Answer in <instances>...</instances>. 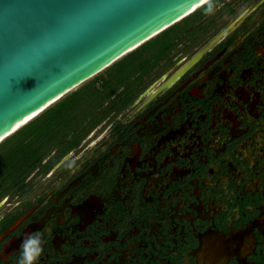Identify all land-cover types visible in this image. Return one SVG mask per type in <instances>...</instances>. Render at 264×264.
<instances>
[{
  "label": "flooded vegetation",
  "instance_id": "flooded-vegetation-1",
  "mask_svg": "<svg viewBox=\"0 0 264 264\" xmlns=\"http://www.w3.org/2000/svg\"><path fill=\"white\" fill-rule=\"evenodd\" d=\"M45 154L0 198V264L30 233L35 264H264V0L207 9Z\"/></svg>",
  "mask_w": 264,
  "mask_h": 264
},
{
  "label": "water",
  "instance_id": "water-1",
  "mask_svg": "<svg viewBox=\"0 0 264 264\" xmlns=\"http://www.w3.org/2000/svg\"><path fill=\"white\" fill-rule=\"evenodd\" d=\"M203 1L0 0V142Z\"/></svg>",
  "mask_w": 264,
  "mask_h": 264
},
{
  "label": "trees",
  "instance_id": "trees-1",
  "mask_svg": "<svg viewBox=\"0 0 264 264\" xmlns=\"http://www.w3.org/2000/svg\"><path fill=\"white\" fill-rule=\"evenodd\" d=\"M219 1L209 0L61 97L3 139L0 142V198L13 185L25 186L24 178L36 167L42 166L46 152L74 131L77 118H84L88 110L106 102L133 74L146 72L153 66V61L179 42L187 40L190 25ZM97 81L101 82L97 84ZM109 102L116 104L115 100ZM75 143V140L71 141L67 148L70 149Z\"/></svg>",
  "mask_w": 264,
  "mask_h": 264
},
{
  "label": "clouds",
  "instance_id": "clouds-1",
  "mask_svg": "<svg viewBox=\"0 0 264 264\" xmlns=\"http://www.w3.org/2000/svg\"><path fill=\"white\" fill-rule=\"evenodd\" d=\"M23 251L17 264H35L42 252V241L39 234H28L27 239L21 245Z\"/></svg>",
  "mask_w": 264,
  "mask_h": 264
},
{
  "label": "bare ground",
  "instance_id": "bare-ground-1",
  "mask_svg": "<svg viewBox=\"0 0 264 264\" xmlns=\"http://www.w3.org/2000/svg\"><path fill=\"white\" fill-rule=\"evenodd\" d=\"M204 1H207V0H204ZM203 1V2H204ZM186 66H188V64L186 65ZM184 70V69H183ZM181 71V70H180ZM51 105V104H50ZM49 105V106H50ZM36 115H38V113L37 112H34V113H32V114H30V115H28L26 118H24L22 121H20L18 124H16L15 126H14V128L12 129V131L11 132H13L15 129H17L18 127H20L21 125H23V124H25V123H27L28 121H30L32 118H34Z\"/></svg>",
  "mask_w": 264,
  "mask_h": 264
},
{
  "label": "rangeland",
  "instance_id": "rangeland-1",
  "mask_svg": "<svg viewBox=\"0 0 264 264\" xmlns=\"http://www.w3.org/2000/svg\"><path fill=\"white\" fill-rule=\"evenodd\" d=\"M75 89H76V88H75ZM75 89H74V90H75ZM34 177H35V176H34ZM34 183H36V182H34Z\"/></svg>",
  "mask_w": 264,
  "mask_h": 264
}]
</instances>
